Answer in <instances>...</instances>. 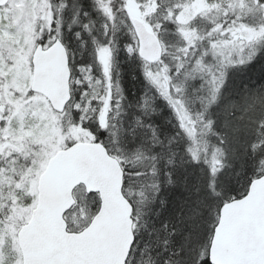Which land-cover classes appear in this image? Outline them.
I'll return each mask as SVG.
<instances>
[{
    "label": "snow or ice",
    "instance_id": "snow-or-ice-1",
    "mask_svg": "<svg viewBox=\"0 0 264 264\" xmlns=\"http://www.w3.org/2000/svg\"><path fill=\"white\" fill-rule=\"evenodd\" d=\"M0 264H264V0H0Z\"/></svg>",
    "mask_w": 264,
    "mask_h": 264
}]
</instances>
